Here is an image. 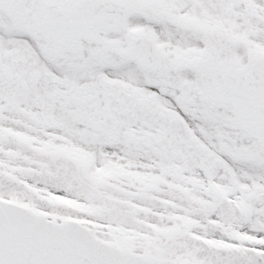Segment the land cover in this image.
Masks as SVG:
<instances>
[{
	"label": "snow or ice",
	"instance_id": "snow-or-ice-1",
	"mask_svg": "<svg viewBox=\"0 0 264 264\" xmlns=\"http://www.w3.org/2000/svg\"><path fill=\"white\" fill-rule=\"evenodd\" d=\"M0 264H264V0H0Z\"/></svg>",
	"mask_w": 264,
	"mask_h": 264
}]
</instances>
